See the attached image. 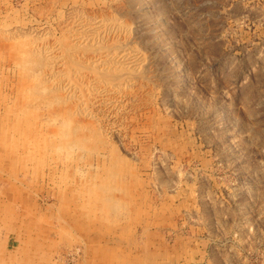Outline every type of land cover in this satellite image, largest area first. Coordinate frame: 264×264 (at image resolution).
Segmentation results:
<instances>
[{"label": "rangeland", "instance_id": "1", "mask_svg": "<svg viewBox=\"0 0 264 264\" xmlns=\"http://www.w3.org/2000/svg\"><path fill=\"white\" fill-rule=\"evenodd\" d=\"M0 264H264V0H0Z\"/></svg>", "mask_w": 264, "mask_h": 264}, {"label": "bare ground", "instance_id": "2", "mask_svg": "<svg viewBox=\"0 0 264 264\" xmlns=\"http://www.w3.org/2000/svg\"><path fill=\"white\" fill-rule=\"evenodd\" d=\"M173 182V181H172ZM164 189V188H163ZM151 199V198H150ZM40 215V214H39Z\"/></svg>", "mask_w": 264, "mask_h": 264}]
</instances>
